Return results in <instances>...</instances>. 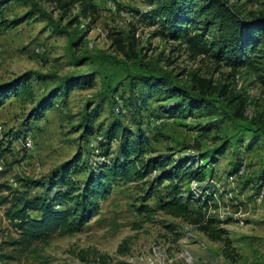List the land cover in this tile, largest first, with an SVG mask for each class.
I'll use <instances>...</instances> for the list:
<instances>
[{
	"label": "rangeland",
	"instance_id": "374dc122",
	"mask_svg": "<svg viewBox=\"0 0 264 264\" xmlns=\"http://www.w3.org/2000/svg\"><path fill=\"white\" fill-rule=\"evenodd\" d=\"M87 1L93 21L78 15V4L59 10L46 0H15L2 11L0 20L8 21L36 2L70 34L34 9L17 25H0V82L25 75L32 92L31 99L11 96L0 109V252L13 257L6 264H264V46L233 68L212 51L194 54L165 37L143 17L151 0ZM225 1L243 19L264 17V0ZM216 31L212 24L204 38L211 40ZM75 33L85 36L69 48ZM147 63L213 100L206 107L166 110L174 99L129 83L128 72ZM198 79L206 80L204 86ZM240 100L243 119L234 115ZM116 122L146 139L145 158L168 157L171 165L187 168L179 184L188 215L160 207L169 188L168 181L155 182L156 171L114 184L80 231L53 232L26 249L10 245L19 233L3 198L16 191L42 193L23 182L47 183L76 155L84 167L71 177L83 183L97 161L118 157L121 139L108 142L105 135ZM198 171L201 180L193 178Z\"/></svg>",
	"mask_w": 264,
	"mask_h": 264
},
{
	"label": "trees",
	"instance_id": "16d2710c",
	"mask_svg": "<svg viewBox=\"0 0 264 264\" xmlns=\"http://www.w3.org/2000/svg\"><path fill=\"white\" fill-rule=\"evenodd\" d=\"M11 1L0 0V18L3 8ZM28 3V0H22ZM55 4L59 10H70L76 4L79 14L84 18L91 17L94 20V7L87 0H46ZM153 7L143 13V17L150 23H157L160 32L165 37H170L184 43L194 54H205L212 51V56L218 61H224L233 68L244 65L249 52L259 45L264 46V17L246 20L239 16L232 7L227 6L225 0H151ZM31 10L26 14L6 20L2 18L0 25H17L23 21L33 9L54 24L56 29L70 35L66 26H61L46 13L41 6L32 2ZM208 14L212 18L209 20ZM204 16V17H203ZM203 17V20L201 19ZM75 17L69 24L75 22ZM91 21V22H92ZM2 23V24H1ZM201 26H198V25ZM217 26L216 33L211 40L204 38L206 31L212 25ZM86 33V32H85ZM84 34L75 33L69 37V48L78 45L84 38ZM154 34L159 35L158 31ZM120 36L116 38V45L122 49ZM129 49H133L134 40L130 36ZM249 53V54H248ZM248 54V56H246ZM79 58V60L83 59ZM129 83L141 82L149 88H158L166 97L174 99L166 105V110L182 109L184 106L197 107L208 106L213 99L200 98L191 91L188 86H179L172 77L161 68L153 69L149 63L143 64L140 70L128 72ZM64 82H69L70 77H65ZM28 77L8 82H0V109L6 100L13 95H20L25 99L32 98L31 86L27 82ZM204 86L206 80H199ZM108 91L114 90V85H108ZM234 115H240L243 119V100L237 104ZM223 107V106H221ZM92 118L86 116V127L91 128ZM106 140L121 139L119 155L115 159L102 158L95 163V169L89 171L83 183L74 180L71 174L83 171L80 164L81 157L76 155L71 160L62 163L57 173L47 183L29 180L23 182L26 187H41L42 193L29 196L26 192H9L3 198L8 202L6 213L13 227L18 231L16 240L10 245H19L26 249L34 241L43 240L49 234L58 231L68 234L80 231L83 225L94 215L99 207V202L105 199L111 192V188L118 182H131L144 179L152 172L159 171L155 182L161 184L168 181L169 191L165 200L160 201V207L175 216H187L189 208L181 195L180 176L185 175L182 165H171L168 157L153 156L145 158L146 139L134 136L127 132L119 123H113L106 132ZM107 155V154H104ZM183 164V162H181ZM184 171V172H183ZM179 172H181L179 174ZM194 179L201 180L202 172H197ZM150 188L148 194L153 192ZM140 211H145L146 206H140ZM32 212L37 213L36 215ZM13 258L10 254L0 252V264H6V260Z\"/></svg>",
	"mask_w": 264,
	"mask_h": 264
},
{
	"label": "built area",
	"instance_id": "2783aa9c",
	"mask_svg": "<svg viewBox=\"0 0 264 264\" xmlns=\"http://www.w3.org/2000/svg\"><path fill=\"white\" fill-rule=\"evenodd\" d=\"M37 51H38V49H37Z\"/></svg>",
	"mask_w": 264,
	"mask_h": 264
}]
</instances>
